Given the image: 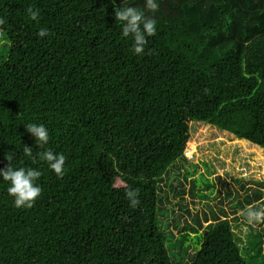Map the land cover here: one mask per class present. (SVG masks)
<instances>
[{
    "label": "trees",
    "instance_id": "trees-1",
    "mask_svg": "<svg viewBox=\"0 0 264 264\" xmlns=\"http://www.w3.org/2000/svg\"><path fill=\"white\" fill-rule=\"evenodd\" d=\"M144 2L0 0V168L12 154L13 167L42 172L27 209L0 182V264H264V221L235 216L264 209V181L233 179L238 188L221 193L219 177L192 179L191 198L219 197L216 211L192 214L179 180L195 167L183 155L192 122L264 152V0H157L155 13ZM123 4L157 22L143 56L120 36ZM27 123L48 129L47 145L36 147ZM23 146L62 153L63 177ZM241 223L243 251L231 228Z\"/></svg>",
    "mask_w": 264,
    "mask_h": 264
},
{
    "label": "clouds",
    "instance_id": "clouds-1",
    "mask_svg": "<svg viewBox=\"0 0 264 264\" xmlns=\"http://www.w3.org/2000/svg\"><path fill=\"white\" fill-rule=\"evenodd\" d=\"M158 7L157 0H145L144 2L145 10L152 13H155ZM26 14L28 19L36 21L39 11L28 7ZM114 19L116 23L119 22L121 38L130 39L133 55L143 56L148 38L156 35V20L152 17H147L144 11L136 7L124 6V4L122 7L116 8ZM3 23L4 20L0 19V25ZM36 35L43 38L48 36L49 33L47 29L41 28ZM24 128L34 139L37 148H43L48 144L49 131L43 124L27 123ZM23 153L34 164L37 160L44 162L48 170L57 178H61L65 174L66 157L62 153L48 149L34 155L32 148L28 146H23ZM4 159L8 161V164L6 167L0 168V182L6 184V194L10 198L12 206L16 209L31 208L42 191L37 183L42 172L34 167H13L12 154H9L7 158L4 157ZM125 195L130 207L135 208L139 205L138 189H129ZM240 215L246 219L249 225L264 221V209L258 210L252 205L247 206Z\"/></svg>",
    "mask_w": 264,
    "mask_h": 264
},
{
    "label": "rangeland",
    "instance_id": "rangeland-1",
    "mask_svg": "<svg viewBox=\"0 0 264 264\" xmlns=\"http://www.w3.org/2000/svg\"><path fill=\"white\" fill-rule=\"evenodd\" d=\"M6 55L7 46H5V42H2L0 44V62ZM183 155L191 165L195 166L192 169L187 167L192 172V176L185 181L182 176L179 178L184 185L186 193L184 198L192 214L196 210L198 212L207 210L206 206L211 207L215 211L219 207V197L213 198L210 195V200L203 201L187 195L189 183L192 179H197L198 183L201 184V177H204L215 183V179L219 177L220 180L226 183L225 186L217 183V187L221 193L224 190L238 188V185L233 183V179H241L242 182L247 183L264 181V152H259L258 149H255L252 147V144L247 142L242 144L233 135L219 131L209 125L198 122L190 124V140L186 144ZM172 182L174 185L176 184L174 180ZM199 189L202 188L200 187ZM221 206L230 214L227 200H224ZM235 216H240V212H237ZM228 217L232 218L233 215L230 214ZM185 220L189 221V217L183 215L180 218L182 225ZM231 228L238 247L243 251L248 245L247 235L249 234V228L242 223L237 226H231ZM171 229L174 236H177L179 232L172 226Z\"/></svg>",
    "mask_w": 264,
    "mask_h": 264
}]
</instances>
